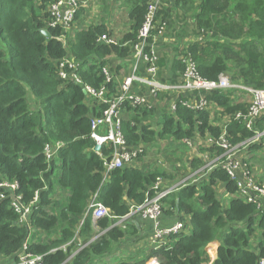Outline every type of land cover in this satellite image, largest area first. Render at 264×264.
I'll return each instance as SVG.
<instances>
[{
	"label": "trees",
	"instance_id": "trees-1",
	"mask_svg": "<svg viewBox=\"0 0 264 264\" xmlns=\"http://www.w3.org/2000/svg\"><path fill=\"white\" fill-rule=\"evenodd\" d=\"M55 1L0 0V183L17 182V194L26 204L38 194L29 221L23 224L11 206V196L2 198L5 189L0 187V256L7 260L3 264L19 261L25 243L28 252L43 255L42 264H93L96 258L109 255L116 242L136 227L127 221L116 222L132 206L144 202L158 178L176 182L177 177L188 176V171L180 172L182 166H175L183 165V161L179 156L171 158L177 153L172 148L188 147L185 139L218 137L222 130L214 122L213 108L193 110L184 105L195 92L179 93L174 113L127 104L122 131L128 144L148 146L166 140L164 161L170 168L146 163L125 165L113 170L102 185L103 157L109 156L112 148L106 145L102 156L93 151L91 117L99 115L103 106L87 103L84 85L99 88L104 84L102 69L108 65V56L133 55L147 1L131 0L132 31L125 36L130 46L99 41L107 33L105 25L78 30L61 42L58 38L64 29L49 24V6ZM157 20L166 23L168 33L176 32L179 44L175 57L168 60L164 56L157 61L161 82L179 83L186 68L181 56L190 54L197 72L206 80L218 81L226 74L232 83L264 90V0H164ZM181 22L185 26L175 31ZM42 29L52 37L47 38ZM190 33L195 38L183 44ZM68 56L79 63L81 83L60 74V63ZM108 87L111 94L117 91L114 81ZM240 91L217 89L202 94L222 115H233L248 108V103L235 98ZM160 94L161 99L175 96L171 92ZM263 129L264 114L253 130L239 121L227 124L232 144ZM54 141H63L64 146L48 162L44 147ZM261 146L253 143L248 150L258 151ZM210 147L207 152L211 156L223 152L220 147ZM197 164V158L191 160V170L197 169ZM98 190V201L114 218L97 219L103 233L93 239L89 203ZM238 192L237 181L221 164L207 166L195 180L187 179L164 199L165 212L178 214L186 226L189 222L191 231L170 235L144 256H129L116 264H206L208 246L218 240V256L212 264H257L264 256V204L259 207L248 202ZM77 238L84 245L81 249Z\"/></svg>",
	"mask_w": 264,
	"mask_h": 264
},
{
	"label": "built area",
	"instance_id": "built-area-1",
	"mask_svg": "<svg viewBox=\"0 0 264 264\" xmlns=\"http://www.w3.org/2000/svg\"><path fill=\"white\" fill-rule=\"evenodd\" d=\"M146 1L147 13L144 23L139 30L138 40L134 44L133 50L134 57L144 62L147 76H139L136 73V68H134L133 73L122 78L117 85V91L111 94L108 84L112 81L116 82V80H114L115 77L110 67L104 66L102 72L105 81L101 87L96 88L92 85H84L89 101H93L96 104L99 103V105L103 106L99 115L91 117V137L95 142L93 151L102 156L106 145L112 148L110 155L103 157L105 172L102 185L107 182L113 170L122 168L125 165L134 164L147 151L144 144L130 146L124 136L122 131V111L127 104L152 109L156 106L154 100L160 97V93L171 92V94H175L173 98H164L168 100L170 112L174 113L177 109V95L183 92H195V95L185 101L184 105L193 110H211L212 108L215 109L214 104L202 94V91L234 88L252 95L253 100L249 102L246 111H239L233 115H223L226 120L220 124L222 130L218 137H213L212 135L206 136V141L209 146L220 147L223 151L214 158L210 167L221 164L230 174L231 178L237 181L240 196L248 202L257 203L261 207L262 200L264 199V184L257 182L254 178L248 176L246 172L238 169L237 153L244 148L247 149L250 144L258 143L264 137V129L262 131H255L254 136L238 144H232L228 138L227 124L231 121H239L243 122L249 130H253L255 123L264 114V90L252 89L241 83H232L230 77L226 74H221L218 81L206 80L197 72L196 63L190 54L181 56L183 63L186 64V68L182 74V80L179 83L170 84L161 82L158 78L159 66L157 61L159 60V56L157 51L161 45L160 40H162L167 32V26L166 23H160L157 20V15L163 0ZM79 8L80 4L78 0H57L49 6V11L52 16L49 24L51 26H60L64 29L60 37L64 39V43L67 37L74 35L73 24ZM99 41L107 44H117L116 40L108 36V34L101 35ZM78 68L79 63L72 56H68L60 63V74L64 79L72 77L81 83L82 80L77 74ZM142 88L148 90V95L141 92ZM184 142L192 147V140L185 139ZM63 146V141L46 143L44 147L46 160L48 162L52 161ZM239 171L243 175L242 178L238 176ZM0 187L4 188L6 192L1 194L2 198L11 196V206L19 214V221L23 224L28 223L33 207L38 201V194H36L32 202L26 204L22 202V197L17 194L19 187L17 182L5 180L0 183ZM175 189L176 186H167L163 182L162 177L158 178L151 191L148 192L144 202L140 205L132 206L130 212L118 220L116 225L122 224L124 220L130 219L135 214H142L155 223V232L152 235V241L156 244V247L161 245L166 237L186 230V224L180 220L172 226H160L159 220L164 210V199ZM98 195L99 190L93 194L89 203V209L92 210L94 220L105 216L114 218L110 209L98 201ZM31 231H34V229L32 228ZM27 247L28 243H25L19 255V261L12 264H42L43 255L30 253L27 251ZM0 258L2 257L0 256ZM257 264H264V256L259 259Z\"/></svg>",
	"mask_w": 264,
	"mask_h": 264
},
{
	"label": "crops",
	"instance_id": "crops-1",
	"mask_svg": "<svg viewBox=\"0 0 264 264\" xmlns=\"http://www.w3.org/2000/svg\"><path fill=\"white\" fill-rule=\"evenodd\" d=\"M80 4V15L79 17L75 20L73 24V34L78 31V30H83L87 29L90 26H99V25H105L107 28V33L108 36L112 37L114 40H116L117 44H121L122 46H130L131 42L125 40V36L127 33L132 31V20L130 18V4L131 0H79ZM162 5H164V0ZM161 5V6H162ZM160 9V8H159ZM182 26H185L184 23H179L176 24L175 26V31H178L181 29ZM182 35V33H180ZM195 36H193L191 33L186 35L184 38V43L183 44H188L189 42L194 39ZM177 36L176 32L174 33H168V30L165 34V36L160 40V48L157 51L159 59L162 57L166 56L168 60H171L173 57H175V52L174 49L179 45L177 44ZM179 43V42H178ZM108 65L111 69L112 74L114 75L116 80V84L120 83L122 78H125L126 76L130 75L133 73L134 68H136V73L141 76L145 77L147 76V70L144 62L141 60H138L134 57V50H133V55H130L128 57H119L118 55L112 54L106 58ZM160 70V69H159ZM159 78V76H158ZM160 80V78H159ZM167 83V82H165ZM138 89V88H135ZM141 92H144L148 95V90L146 88H142ZM244 92H239L238 94H241ZM161 98V95L160 97ZM156 99L154 102H156V107L157 109H166L167 112H169V107H168V100L162 98V99ZM236 98V97H235ZM237 100V98H236ZM238 101V100H237ZM240 102V101H238ZM90 105H93L94 102H90ZM165 104V105H161ZM125 108L122 111L124 114ZM221 112L218 109H213V118L214 122L222 124L225 122L226 118L225 116L223 117ZM158 119H159V115ZM143 144V143H142ZM206 151V154L203 155V157H211V155L208 154L207 148H211L206 141V137H198L197 139H194L192 141V147L193 149L197 152L196 154L199 155L200 148ZM138 146V145H137ZM188 147H190L188 145ZM198 149V151L196 150ZM248 152V151H247ZM218 156V155H216ZM243 156H246L244 153ZM242 156V157H243ZM214 159V158H213ZM212 159V160H213ZM244 160L246 158L243 157ZM150 160L146 159V157L138 159L137 161L134 162L135 165L137 166H143L144 163L150 164ZM212 161L210 162V164ZM132 165V164H131ZM163 166V165H160ZM208 164L204 167L201 168L199 171H202L203 169H206ZM165 168H170L169 166ZM172 169V168H171ZM191 170V169H190ZM238 176L242 178V173L239 171ZM190 177H186L185 179L183 178L182 180L176 179V183L171 185V184H165L167 186H172V187H177L179 184L183 183ZM162 179L166 180L165 178L162 177ZM167 182H171L169 180H166ZM224 192L223 190H220ZM239 193V192H238ZM225 197L227 195L224 193ZM229 196V195H228ZM264 204V199L262 200V207ZM168 208L166 207V204L164 203V210L163 213L160 217V226L161 227H168L172 226L174 223L178 222L179 216L178 214H169L166 213L165 210ZM188 218V219H187ZM187 222L189 221V217H187ZM129 222V224H135V228L131 227L133 229V233L128 234L123 240L116 242L115 247L109 255L102 257V258H96L94 260L93 264H116L118 261L122 259H126L129 256H136V257H142L145 254H147L151 249L156 248V244L152 241V235L155 232V223L149 218L144 217L142 214L138 213L130 217V219L124 220V222ZM118 222V221H117ZM116 222V223H117ZM185 223V222H184ZM186 224V223H185ZM184 230L185 232H190L191 231V226L188 225ZM94 230H95V236L93 239L97 238L99 235H101L103 232L100 231V227L96 224V220H94ZM46 235H43L42 238H45ZM77 244L80 246V249L84 247V245L81 243L80 239H76ZM79 242V243H78ZM166 242L165 240L162 241V243ZM256 242V241H255ZM161 243V244H162ZM220 245V241H214L208 246V254H209V260L207 261L206 264H212L213 261L217 258L218 256V247ZM7 260L0 258V264L5 263ZM148 264V263H147Z\"/></svg>",
	"mask_w": 264,
	"mask_h": 264
},
{
	"label": "rangeland",
	"instance_id": "rangeland-1",
	"mask_svg": "<svg viewBox=\"0 0 264 264\" xmlns=\"http://www.w3.org/2000/svg\"><path fill=\"white\" fill-rule=\"evenodd\" d=\"M159 21V20H158ZM236 98L238 101L240 102H244V103H248L253 100V96L248 94V93H241L236 95ZM87 103L89 104V98L87 97ZM162 106L165 104H161ZM156 107V106H155ZM124 114L122 113V117L124 118ZM154 128H157L156 125H154ZM157 141V140H156ZM154 141V144L152 145H146V153L143 154L142 156L139 157V159L146 157V159L150 160L149 163L151 165L156 166V164L158 165H163L162 168H165L167 166H169L165 161H164V150L166 149V147L168 146V142L166 140H160L159 142ZM259 144H262L261 148L257 151L256 149L253 150L252 152L249 151V147L247 149H243L240 150L237 154H238V169H241L243 172H246L248 174V176H251L252 178H254L257 182H260L261 184H264V139L260 140L258 142ZM200 148V152L198 151V149L196 148V150L199 152V155L196 154L197 152L193 149V147H186L184 145H178L176 148H172L174 150L177 151V153L175 152L174 156H171V158L173 160H176L178 158V156L182 159V163L183 165H179V163H176L175 166H182L181 167V171L183 172L188 171V176L186 177H190V180H195V178L200 174V171H198L200 168H204L207 164L208 167H210V162L213 161L216 156H212L211 157H203L204 154H206V151H204L201 146L199 145ZM248 151V152H247ZM246 154V156H243V154ZM246 158V160L243 159V157ZM195 158H197L198 161V170L197 169H193L190 170V161L194 160ZM199 159V160H198ZM213 159V160H212ZM176 172V171H175ZM177 179L180 181L183 178L182 177H177ZM185 179V178H184ZM163 182H165L166 184H175L176 182L171 181V182H167L166 180L162 179ZM237 195L239 197L240 194L237 193Z\"/></svg>",
	"mask_w": 264,
	"mask_h": 264
},
{
	"label": "water",
	"instance_id": "water-1",
	"mask_svg": "<svg viewBox=\"0 0 264 264\" xmlns=\"http://www.w3.org/2000/svg\"><path fill=\"white\" fill-rule=\"evenodd\" d=\"M42 34H44L47 38H51V34L48 30L42 29L41 30ZM61 42H64L63 38H58ZM84 93L87 94L86 90L84 89Z\"/></svg>",
	"mask_w": 264,
	"mask_h": 264
}]
</instances>
